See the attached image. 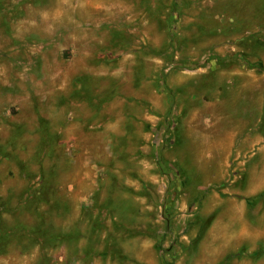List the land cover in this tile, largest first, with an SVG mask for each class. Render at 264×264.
Masks as SVG:
<instances>
[{"label":"rangeland","instance_id":"1","mask_svg":"<svg viewBox=\"0 0 264 264\" xmlns=\"http://www.w3.org/2000/svg\"><path fill=\"white\" fill-rule=\"evenodd\" d=\"M0 264H264V0H0Z\"/></svg>","mask_w":264,"mask_h":264}]
</instances>
